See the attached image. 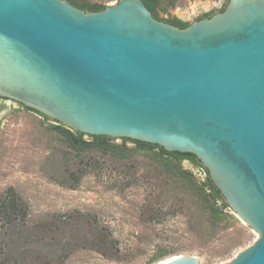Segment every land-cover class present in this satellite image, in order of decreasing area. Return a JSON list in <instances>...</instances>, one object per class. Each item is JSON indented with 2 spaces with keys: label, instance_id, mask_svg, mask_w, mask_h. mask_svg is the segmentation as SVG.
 Segmentation results:
<instances>
[{
  "label": "water",
  "instance_id": "95a60500",
  "mask_svg": "<svg viewBox=\"0 0 264 264\" xmlns=\"http://www.w3.org/2000/svg\"><path fill=\"white\" fill-rule=\"evenodd\" d=\"M0 97L87 135L194 154L258 233L220 264H264V0H228L183 28L142 0H0Z\"/></svg>",
  "mask_w": 264,
  "mask_h": 264
},
{
  "label": "rangeland",
  "instance_id": "374dc122",
  "mask_svg": "<svg viewBox=\"0 0 264 264\" xmlns=\"http://www.w3.org/2000/svg\"><path fill=\"white\" fill-rule=\"evenodd\" d=\"M77 1L111 5L117 0ZM225 2L175 0L166 13H158L164 19L177 16L191 23ZM55 124L11 100L0 106V198L9 187L22 196L28 204V226L52 215L74 217V231L61 235L67 243L35 245L45 258L59 259L69 250L61 264H146L162 246L171 252L152 264L179 254L196 255L200 264H220L257 239L258 233L235 214L237 222L222 221L210 231L206 215L189 195L165 190L162 183L173 174L146 153L129 150L115 157L95 150L83 154L80 162L69 161L68 148L52 127ZM126 146L134 144L128 141ZM181 166L204 177L187 160ZM157 208H161L158 214ZM89 227L104 232L105 249L117 258L81 248L91 238ZM238 239L242 246L223 256L226 245Z\"/></svg>",
  "mask_w": 264,
  "mask_h": 264
},
{
  "label": "trees",
  "instance_id": "16d2710c",
  "mask_svg": "<svg viewBox=\"0 0 264 264\" xmlns=\"http://www.w3.org/2000/svg\"><path fill=\"white\" fill-rule=\"evenodd\" d=\"M71 4L86 11H99L106 5L103 3H90L87 1L68 0ZM144 5L150 10L153 17L163 20L180 28L186 27L189 23L177 16H169L164 19L159 15V11L166 13L173 7L175 0H142ZM218 10H211L200 15L197 19L209 17L212 14L222 11L227 4ZM196 19V20H197ZM21 107L23 105L19 104ZM27 110L37 113L46 120H52L41 113L24 107ZM56 122L53 125L54 131L62 139L68 148L67 159L69 161H82L83 154L92 151L112 153L115 157L123 156L127 151L146 153L156 160L160 168L173 175L166 179L162 184L165 190L178 191L187 194L192 198L194 206L198 211L206 215L207 227L211 231L222 221L235 220L237 218L229 208L223 195L210 179L208 170L201 161L192 153L178 151H166L160 145L138 141L129 138H120V143H114L116 138L105 135H87L79 131L70 129L63 124ZM87 135V139L84 136ZM132 142L134 147H127L126 142ZM187 160L194 168L201 170L204 177L195 176L191 171L183 169L181 162ZM161 208L155 212L158 214ZM29 210L28 204L12 187L5 190L0 198V264H61L69 256L68 253L60 255L59 259L45 258L44 253L35 248L36 244L58 245L67 239L61 238L64 232H73L72 221L74 217L66 215H52L48 218L39 220L32 226H28ZM89 232L91 238L88 245L81 248H92L104 257L117 258L115 253H108L105 249L106 237L104 232L97 227H93ZM243 241L238 239L226 245L224 255H228L233 250L242 246ZM71 250L70 252L76 251ZM171 251L166 247L159 246L154 254L148 259L146 264H152L164 258Z\"/></svg>",
  "mask_w": 264,
  "mask_h": 264
},
{
  "label": "flooded vegetation",
  "instance_id": "af4514ba",
  "mask_svg": "<svg viewBox=\"0 0 264 264\" xmlns=\"http://www.w3.org/2000/svg\"><path fill=\"white\" fill-rule=\"evenodd\" d=\"M5 100H8V99H5V98L0 97V106H2L4 104V101Z\"/></svg>",
  "mask_w": 264,
  "mask_h": 264
},
{
  "label": "bare ground",
  "instance_id": "6f19581e",
  "mask_svg": "<svg viewBox=\"0 0 264 264\" xmlns=\"http://www.w3.org/2000/svg\"><path fill=\"white\" fill-rule=\"evenodd\" d=\"M165 260V259H164ZM164 260H162V261H164ZM162 261H160V262H157L156 264H158V263H161Z\"/></svg>",
  "mask_w": 264,
  "mask_h": 264
}]
</instances>
